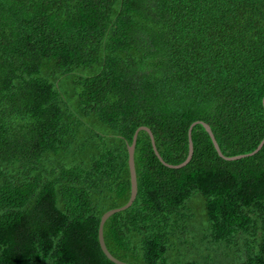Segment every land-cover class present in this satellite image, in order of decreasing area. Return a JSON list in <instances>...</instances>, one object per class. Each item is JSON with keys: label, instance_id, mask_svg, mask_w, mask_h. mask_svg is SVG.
<instances>
[{"label": "trees", "instance_id": "obj_1", "mask_svg": "<svg viewBox=\"0 0 264 264\" xmlns=\"http://www.w3.org/2000/svg\"><path fill=\"white\" fill-rule=\"evenodd\" d=\"M264 0H0V264H113L144 126L181 164L264 139ZM165 167L108 218L129 264H264V144Z\"/></svg>", "mask_w": 264, "mask_h": 264}, {"label": "water", "instance_id": "obj_2", "mask_svg": "<svg viewBox=\"0 0 264 264\" xmlns=\"http://www.w3.org/2000/svg\"><path fill=\"white\" fill-rule=\"evenodd\" d=\"M262 105H263V109H264V97L262 99ZM200 124L204 130L206 131V133L208 134L212 145L217 153V155L222 158L225 161H236V160H240L246 157H251L254 156L255 154H257L260 149L262 148L263 144H264V139L258 144V146L256 147V149L250 153L247 154H241V155H237V156H232V157H227L224 156L218 146V143L214 137V134L210 128V126L202 121H196L194 123H192L188 129V153H187V157L186 159L178 165H171L168 164L166 162L163 161V159L161 158V156L159 155L156 145H155V141H154V136L152 134V132L150 131L149 128L144 127V126H140L138 127L132 137V143L131 145L127 146V151H128V169H129V180H130V196L129 199L127 201V203L120 207V208H116V209H112L109 210L107 212H105L99 221V225H98V232H97V236H98V244L99 247L102 251V253L104 254V256L113 264H129V263H125L123 261H120L118 259H116L115 257H113L110 252L108 251L105 242H104V237H103V227L105 222L108 220L109 217H111L112 215L119 213L121 211H124L126 209H128L132 203L134 202L136 196H137V177H136V169H135V162H134V151H135V145H136V140H137V136L138 133L140 131H145L147 132L149 138H150V142H151V146L153 149V152L155 154V156L158 158V160L167 168H171V169H180L182 167H185L191 160L192 155H193V143H192V138H191V132H192V128L197 125Z\"/></svg>", "mask_w": 264, "mask_h": 264}]
</instances>
